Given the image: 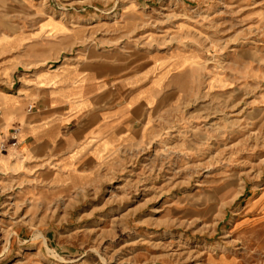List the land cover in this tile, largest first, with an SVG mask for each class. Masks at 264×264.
<instances>
[{
	"label": "rangeland",
	"instance_id": "rangeland-1",
	"mask_svg": "<svg viewBox=\"0 0 264 264\" xmlns=\"http://www.w3.org/2000/svg\"><path fill=\"white\" fill-rule=\"evenodd\" d=\"M89 56L147 104L70 175L0 127V264H264V0H0V96L24 114Z\"/></svg>",
	"mask_w": 264,
	"mask_h": 264
},
{
	"label": "crops",
	"instance_id": "crops-1",
	"mask_svg": "<svg viewBox=\"0 0 264 264\" xmlns=\"http://www.w3.org/2000/svg\"><path fill=\"white\" fill-rule=\"evenodd\" d=\"M117 63L111 58H82L68 68L50 72L26 99L35 101L37 109L24 114V100L0 96L4 114L0 115L3 135L15 123L23 127L19 150L27 160L55 166L71 174L100 163L118 145L119 134L133 120L134 107L144 110L139 98L118 102ZM134 95V94H132ZM13 115V116H11ZM122 130V132H119Z\"/></svg>",
	"mask_w": 264,
	"mask_h": 264
},
{
	"label": "built area",
	"instance_id": "built-area-1",
	"mask_svg": "<svg viewBox=\"0 0 264 264\" xmlns=\"http://www.w3.org/2000/svg\"><path fill=\"white\" fill-rule=\"evenodd\" d=\"M19 144L18 141V131L14 130L10 136V139L8 142H2L1 147L2 149L6 150L7 147H17Z\"/></svg>",
	"mask_w": 264,
	"mask_h": 264
}]
</instances>
